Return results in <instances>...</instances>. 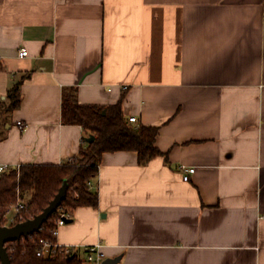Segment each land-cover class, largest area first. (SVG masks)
<instances>
[{
	"label": "crops",
	"instance_id": "crops-1",
	"mask_svg": "<svg viewBox=\"0 0 264 264\" xmlns=\"http://www.w3.org/2000/svg\"><path fill=\"white\" fill-rule=\"evenodd\" d=\"M21 48L26 58H19ZM0 164L73 160L62 92L158 129L161 155L102 156L56 243L117 264H264V0H0ZM186 169H195L188 182Z\"/></svg>",
	"mask_w": 264,
	"mask_h": 264
},
{
	"label": "trees",
	"instance_id": "trees-1",
	"mask_svg": "<svg viewBox=\"0 0 264 264\" xmlns=\"http://www.w3.org/2000/svg\"><path fill=\"white\" fill-rule=\"evenodd\" d=\"M20 85L21 82H17L8 91V104L1 106L0 116L3 113L13 112L19 107ZM122 101L123 98L108 107L80 105L77 101L76 89H64L61 122L65 126L82 129L83 142L78 155L73 160L65 161L58 166L23 165L0 174L2 227L5 211L9 205L15 204L18 200L23 202L26 206L21 212L22 219L16 224L26 222L41 214L66 185L65 198L38 233L5 244L4 248L10 264H83L78 252H72L70 255L57 253L47 258L38 257L37 252L47 242L56 243V237L52 232L61 214L68 216L70 221L76 209L98 207V194L97 191L92 190L91 184L98 176L104 154L135 152L140 166L147 165L152 159L161 155L155 145L158 129L134 126L126 120L122 114ZM90 137L94 140L88 144L86 139Z\"/></svg>",
	"mask_w": 264,
	"mask_h": 264
},
{
	"label": "built area",
	"instance_id": "built-area-1",
	"mask_svg": "<svg viewBox=\"0 0 264 264\" xmlns=\"http://www.w3.org/2000/svg\"><path fill=\"white\" fill-rule=\"evenodd\" d=\"M28 55L27 50L21 48L18 52L19 58H26ZM128 121L130 123H136V118H129ZM11 168L5 165L0 164V174L6 173L11 169H18ZM195 173V169H186L185 174L182 176L183 182H188L191 175ZM25 204L18 200L15 204H11L7 207L4 215V226L3 227H13L16 225L18 220H21V212L25 209ZM68 220V216L65 214H61L56 222V228L52 232V235L57 238L58 230L66 224ZM76 252L74 247H64L60 246L57 243L51 244L49 242L45 243L42 248H40L37 252L38 257L47 258L51 255H55L57 253H61L64 255H70L71 253ZM83 264H103L106 260V256L103 252V247L101 244H95L89 247H86L83 252L82 256Z\"/></svg>",
	"mask_w": 264,
	"mask_h": 264
},
{
	"label": "water",
	"instance_id": "water-1",
	"mask_svg": "<svg viewBox=\"0 0 264 264\" xmlns=\"http://www.w3.org/2000/svg\"><path fill=\"white\" fill-rule=\"evenodd\" d=\"M104 114V112H103ZM94 140L93 137L86 139V143L90 144ZM66 185H64L49 206L43 210L41 214L23 223L16 224L13 227H2L0 225V262L1 264H10L9 257L4 248L6 243L19 241L38 233L43 224L48 220L49 216L59 208L62 200L65 198ZM71 221H66L69 224ZM72 258V257H71ZM119 259H106L103 264H117Z\"/></svg>",
	"mask_w": 264,
	"mask_h": 264
}]
</instances>
